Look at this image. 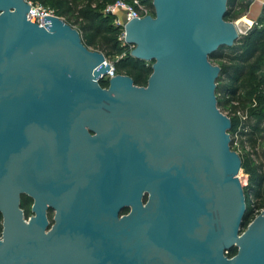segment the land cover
I'll return each mask as SVG.
<instances>
[{
  "label": "water",
  "instance_id": "obj_1",
  "mask_svg": "<svg viewBox=\"0 0 264 264\" xmlns=\"http://www.w3.org/2000/svg\"><path fill=\"white\" fill-rule=\"evenodd\" d=\"M153 7L124 32L153 63L147 86L103 88L111 65L76 28L0 0V264H264V211L243 232L242 158L209 59L244 33L228 0Z\"/></svg>",
  "mask_w": 264,
  "mask_h": 264
},
{
  "label": "trees",
  "instance_id": "obj_2",
  "mask_svg": "<svg viewBox=\"0 0 264 264\" xmlns=\"http://www.w3.org/2000/svg\"><path fill=\"white\" fill-rule=\"evenodd\" d=\"M44 8L51 9L55 15L76 28L85 46L103 53L107 61L115 60L118 75L129 76L136 86L146 87L153 73V63L132 57L131 45L121 40L123 31L115 27L114 19L103 14L104 9L119 0H31ZM131 3L132 0H124ZM153 4V0H148ZM255 0H228L226 21L235 22L248 12ZM153 7V5H152ZM154 9V7H153ZM155 12V11H154ZM212 63L217 62L221 72L217 80L218 108L229 112L232 121L231 138L239 136L247 141L253 150L262 147L264 154V8L257 24L242 34L232 47H221L210 56ZM103 88L109 83L100 81ZM247 116L242 122L238 114ZM244 144V141L242 142ZM253 154H258L256 151ZM253 154L244 153L242 171L248 177L244 188L247 213L244 227L255 219L256 212L264 210V164L257 163ZM33 201L24 197L21 209L25 218L32 216ZM126 210L123 214H127ZM3 218L0 215V233L3 230ZM238 249L229 251L228 256L237 255Z\"/></svg>",
  "mask_w": 264,
  "mask_h": 264
},
{
  "label": "built area",
  "instance_id": "obj_3",
  "mask_svg": "<svg viewBox=\"0 0 264 264\" xmlns=\"http://www.w3.org/2000/svg\"><path fill=\"white\" fill-rule=\"evenodd\" d=\"M30 5V11L28 13V19L33 24H38L39 26L45 25V17H52L56 16L55 12L51 9L44 8L38 4H34L31 0H25ZM153 5V4H152ZM148 0H132L131 3L126 2L124 0H119L113 4L108 5L103 14L105 16L113 17L114 25L117 28L122 29L123 35L121 40L124 42V32L125 27L128 23L132 22L134 19L141 20L148 16L154 15V9ZM111 65V69L107 76L104 78L105 81L109 82L111 79L115 78L118 74L115 70V65L110 61H107L106 64ZM238 116L241 118L242 122L247 121V116L244 114L239 113ZM244 141L245 145H242ZM232 149L236 151L240 156L243 154L245 150L250 151L251 154L253 152H257L259 154L260 147L253 150L250 144L247 143L244 139L240 138L238 135L232 137ZM253 159L259 163L257 160V155L253 154ZM241 179V178H240ZM243 185H247L246 182L241 180ZM264 210L261 212H256V217L260 215Z\"/></svg>",
  "mask_w": 264,
  "mask_h": 264
},
{
  "label": "crops",
  "instance_id": "obj_4",
  "mask_svg": "<svg viewBox=\"0 0 264 264\" xmlns=\"http://www.w3.org/2000/svg\"><path fill=\"white\" fill-rule=\"evenodd\" d=\"M264 8V0H255L250 9L245 15L239 19V23L237 24L241 30L246 29L250 25H256L258 20L260 19Z\"/></svg>",
  "mask_w": 264,
  "mask_h": 264
},
{
  "label": "rangeland",
  "instance_id": "obj_5",
  "mask_svg": "<svg viewBox=\"0 0 264 264\" xmlns=\"http://www.w3.org/2000/svg\"><path fill=\"white\" fill-rule=\"evenodd\" d=\"M238 21H239V20L235 21L234 23H237V24H238V23H239ZM253 26H254V25H250V26H248L246 29H242L241 32H242V33H245L248 29H250V28L253 27ZM124 42H125V40H124ZM132 47H133V46H132ZM134 48H135V47H133V49H134ZM93 51H94V50H93ZM115 60H116V59L111 60V63H114ZM213 64L217 66V62H214ZM227 113H229V112H225L224 114L227 115ZM260 148H262V147H260ZM262 150H263V149H260V150H259V154H254V155H255V158H256V155H257V159H258L257 161H258V162L264 164V154H262ZM245 152L250 153V151H247V150H245ZM243 153H244V152H243ZM240 178H241V180H242L243 182H246V180H247L246 184L248 185V177L244 174V171H241ZM243 184H244V183H243ZM247 185H243L244 188H245ZM48 217H49V219H50V222L52 223V222H53V219H54V217H55V213H49ZM255 217H256V216H255ZM2 224H3V223H2ZM245 230H246V228L244 227L243 232H244Z\"/></svg>",
  "mask_w": 264,
  "mask_h": 264
},
{
  "label": "flooded vegetation",
  "instance_id": "obj_6",
  "mask_svg": "<svg viewBox=\"0 0 264 264\" xmlns=\"http://www.w3.org/2000/svg\"><path fill=\"white\" fill-rule=\"evenodd\" d=\"M24 197H28L27 195H22V197H21V202H22V199L24 198ZM30 198V197H29ZM31 199V198H30ZM32 201H33V199H32ZM147 201V198H145V202ZM33 205H34V201H33ZM33 205H32V207H33ZM126 210H129V209H126ZM125 210V211H126ZM124 211V212H125ZM130 211V210H129ZM49 213H56V210L54 209V208H52L51 206H49V209H48V215H49ZM129 213V212H128ZM48 219H49V217H48ZM49 222H50V219H49ZM50 224L51 225H53L54 224V219H53V222L51 223L50 222Z\"/></svg>",
  "mask_w": 264,
  "mask_h": 264
}]
</instances>
